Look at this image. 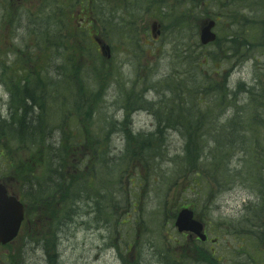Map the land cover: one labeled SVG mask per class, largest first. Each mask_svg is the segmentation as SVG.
I'll return each mask as SVG.
<instances>
[{
    "label": "rangeland",
    "instance_id": "obj_1",
    "mask_svg": "<svg viewBox=\"0 0 264 264\" xmlns=\"http://www.w3.org/2000/svg\"><path fill=\"white\" fill-rule=\"evenodd\" d=\"M96 1L94 2L96 17L99 21L106 23L109 20L114 5L104 0L106 2L105 6L96 7ZM2 2L0 5H2ZM184 4L186 6L181 11H178V13L185 20L187 19L188 23L191 21L190 26L191 24H197L202 19L204 21V18L208 17L204 16L208 10L204 6L199 5V3L194 5L184 2ZM262 8H258L257 6L247 8V11L252 12L248 15L251 17H254V14L259 15L258 10L262 11ZM164 9L174 14L177 12L175 8L170 6H164ZM26 11L24 9L21 12L25 13ZM120 11L119 9L116 10L114 12L115 16ZM23 18L26 24L31 20L29 14L26 13ZM152 18L150 16V20H148V17H146L145 20L140 19L137 25L131 24L134 30L138 32V45H136L137 40L133 36L128 37V41L135 45H122L120 33H110L112 38V57L111 62L106 65L107 74L101 71L103 68L100 66L97 57L93 59V62L97 64L98 72L91 73L89 69H86V72L82 74V81L84 84H90L92 89H94L95 75L101 78L100 82L104 85V94L100 102L94 103L98 107L94 111V117L90 122V133L95 135L98 140H101L105 138V132L108 129L114 130L108 136L110 144L108 145L107 143V145L103 146V152L99 154L98 158V160L106 159L109 161L107 164L102 162L97 163V165L105 164L108 166V169L110 167L112 169L108 175L106 172H102L103 175L98 172L97 165L90 163V158H84L80 162L79 168L84 172L82 176L89 174L93 177L88 179V183L92 184L91 186L85 185L86 178L80 179L81 185H85L84 189L91 195L98 192L104 194V197L100 199L102 210L100 212L96 210L94 198L85 199L81 197L80 200L76 201V212L71 215L75 218V221L69 230L66 228L63 230L58 264H121L118 259L117 250L115 251L110 248L111 242L120 250L128 249L127 255H132L131 259L137 261L138 264H163L162 260L164 258L161 257L167 254L175 255V260H181L179 255L183 252L182 247L189 250L188 259H186L185 264H204L194 259L196 257L193 247L194 242L188 241L184 244L187 238L174 227L173 219L170 217L171 213L166 214L165 212V210L177 211L180 207L194 203L196 212L203 213L202 217L206 223L205 231L208 237L217 239L214 244H211L209 241L204 243L198 242V244L206 249L210 248L211 253L214 255L213 258L219 259L218 264L246 263L248 255L245 251L249 246L251 247V244L248 243L249 239H246L244 236H234L233 225L236 222L234 220H237L244 214V207L247 202L255 200L254 192L250 188L236 185L224 192L211 195V198L209 197L210 200L206 203V207H204L195 188L192 187L191 190H184V187L180 186L181 178L175 174L176 166L170 160L174 155L183 154L184 141L179 133L168 130L164 135L165 146H162V154L156 155L153 164H148L149 166L139 169V175L146 174L153 179L145 181L144 178H137L135 179L137 183L131 186L128 181L129 176L124 175V169H127L128 163L126 162L125 167L124 156L120 153L124 152L126 141L123 134L118 130L117 124H115V121H120L123 116L121 110L123 97L137 98L138 100H146L148 102L157 99V94L150 89L143 91V94L140 91L137 94L127 93V89L132 83L137 81L138 90H143L149 87L152 82L164 78L173 71H184L186 67L181 66L182 63L179 56L188 54V50L195 54H206L207 51L214 52L215 49V46L211 45L199 47L197 28L193 29L192 27H189L188 31H185L174 40H168V34L163 33V36L158 41L151 42L148 39L149 35L143 32L140 34V31L142 27H144L143 30L147 28ZM21 24L24 25L23 22ZM102 28L103 26L100 29ZM104 28H107V24ZM9 31L0 22V45H6L4 41L7 43V40L11 43L10 37L7 35L10 33L14 36V34ZM215 31L217 34L219 33L218 29H215ZM221 31L222 29L220 28ZM19 36H22V34H19ZM25 39L27 40L26 37ZM21 40V38L18 39L20 42ZM7 44L9 45V43ZM9 46L11 47L12 45ZM26 53L30 54L31 57L36 55V51L30 48H28ZM0 55L2 56L1 60H6L9 64L14 59L11 53L4 57L2 53ZM56 55V49L53 48L48 57L52 59L46 61L48 65L42 66L40 69L42 74L46 73L47 75V79L44 81V90L49 93L51 89H56L57 94L63 99L70 91L65 83L59 84V81L62 80L56 67L65 69L69 65ZM217 66V63L203 64L201 69L203 72L213 73L216 71ZM222 69L225 71L231 69V73L227 78L229 88L235 89L237 87L239 89V83H243L240 89L248 87L249 84H254L264 91V48L251 52L249 57L238 66L231 68L230 63H225L222 65ZM75 71L76 75L73 79L76 80L80 78L77 75V66H75ZM257 73H259L260 81ZM7 74L11 73L8 72ZM28 79L33 83L36 77L30 74ZM19 86L20 83H18ZM15 88L17 89V87ZM35 95L37 98L41 97L42 90H38ZM35 95L33 92H25L24 94L28 103L34 102ZM247 96L248 94L239 90L236 95V106L246 103L248 101ZM7 100L8 97L2 93V88L0 87V116H4L7 113ZM234 111L233 108L228 107L224 115L221 116V119H213L214 116L208 117L207 121L211 122V124L204 130H208L207 134H211V130L216 128L218 124L228 121V118L232 117ZM54 119L55 117L52 118V120ZM131 121V127L134 130L140 128L146 130L154 129L152 118L148 117L145 112L134 114L131 117ZM119 128H121L120 124ZM261 132V136L264 138V128H261ZM53 137L57 139L58 135L54 134ZM13 147L14 152L9 156L12 159L11 163L8 164L7 160L0 161V173L6 170L12 171L15 165L25 158L24 154L16 150L15 145ZM236 158L237 156L234 157L231 166L236 165ZM139 162L142 164L141 160ZM121 163L123 165L119 168ZM146 163L150 162L143 160V166ZM69 164L71 165L70 160L66 162L67 166ZM53 167L51 166L52 169ZM150 167L153 168V171ZM131 176H136L134 171L131 173ZM189 179L187 178V180ZM23 187L25 186L22 183L13 185L15 191H20ZM92 187L95 188L94 191ZM107 206L109 209H107ZM72 208L74 207L70 205L66 209L67 212H70ZM111 211L113 214L109 218ZM106 218H108L107 221L105 220ZM242 238L245 239L243 242L240 240ZM131 245L133 246V251L131 250ZM257 247L264 249V242L262 244L258 243ZM251 249L253 250L254 248L251 247ZM166 250L170 251L167 252ZM9 258L4 256L2 250L0 262L3 263ZM252 258L256 264H264L263 259L257 254L253 253ZM33 259V257H26L24 260L26 264L27 262L28 264H32Z\"/></svg>",
    "mask_w": 264,
    "mask_h": 264
},
{
    "label": "trees",
    "instance_id": "obj_2",
    "mask_svg": "<svg viewBox=\"0 0 264 264\" xmlns=\"http://www.w3.org/2000/svg\"><path fill=\"white\" fill-rule=\"evenodd\" d=\"M115 1L118 2V0ZM144 1L146 0H139L140 3ZM203 1L206 6L214 8L208 9L210 11H207V16L215 17L218 26L222 21L225 26L222 34L218 35L216 41L212 43V46L216 47L214 54L207 53L202 57L203 61H200V57L190 53L184 58L183 63L188 68L182 74L174 73L156 82L153 88L156 86L160 96L158 103L154 105L142 101L138 105L139 107H147L149 110H155L157 120L155 130L147 134H134L131 129H127L124 136L128 145L130 144L136 148L134 150L136 154L145 153L146 149H149L152 154V148L156 146L157 152H155L161 155L166 132L174 130L181 133L185 140L182 149L183 154L172 158L177 166L175 174L181 178L179 184L186 188H195L205 204L212 194L223 192L236 185L251 188L259 196V207L255 212L247 211L244 217L236 221L233 225L234 232L237 236L257 237L262 235L264 238V158L261 157L260 151H257L263 146L256 138L254 139V134L259 129L251 127V119L264 112V93L260 88L255 92H253L254 88L252 87L245 88V90L240 89L242 84L239 85V89L230 91L226 82L231 70H227L225 74H221V77L217 79L213 75L206 76L199 69V62L203 65L210 62L218 64L223 62L241 63L246 60L255 47L264 46V19L258 20V16L254 18H248L247 16L249 13L247 8L250 7L252 2L258 3V0ZM101 3L104 4V0ZM260 4L264 6V0H260ZM182 26L183 24H181ZM1 47L4 48L6 45H1ZM51 47L57 50L67 47L72 51L71 45L44 46L45 49ZM6 50L1 51L5 52ZM1 59L2 56L0 55L1 66L5 70L11 69L6 64V60L2 61ZM24 62V65H28L25 71L32 73L33 69L29 66L32 64L25 59ZM21 64L23 63L20 62L16 65H20L23 70ZM18 74L19 71L15 68L12 74H3L2 80L8 82L10 89H14L18 87L20 81L15 80ZM257 77L260 79L259 74H257ZM239 90H243L248 94V101L237 107L239 112L228 118V121L218 124L217 127L215 124L216 128L211 130L212 133L207 134L208 130L204 129L211 124L207 121V118L214 113H217L215 117L221 113L223 114L228 107H235L236 95ZM15 98L17 99V101H14L16 104H22L25 101L22 92L17 93ZM127 100L131 101L132 99L127 98ZM79 105L82 104L79 103ZM88 107L95 109L97 105L93 104ZM125 108L129 109V105L125 104ZM26 113L33 115L32 110L27 109L25 106L22 117L16 115L15 119H24ZM238 113L240 116L239 119H236ZM88 114L84 116L85 120L88 119ZM161 121H165L164 124ZM11 129V126L4 124L0 126V145L3 137H5L2 143L3 146L9 143V138L15 140L13 138L14 132ZM40 142L42 140L30 143L32 154H34L33 149L35 147L39 148L36 145ZM239 152H242V154L245 152V157L242 156L241 158L242 164L240 163L239 168L230 167V161ZM52 165H54V162H52ZM28 168L34 169L32 163L27 167V170H29ZM187 178L190 179L187 180ZM204 193L207 194L206 197H203ZM197 258L208 262V264H216L209 253L203 250L198 251ZM181 259L182 263H185L186 255H181ZM168 263L176 264L174 259L165 264Z\"/></svg>",
    "mask_w": 264,
    "mask_h": 264
},
{
    "label": "flooded vegetation",
    "instance_id": "obj_3",
    "mask_svg": "<svg viewBox=\"0 0 264 264\" xmlns=\"http://www.w3.org/2000/svg\"><path fill=\"white\" fill-rule=\"evenodd\" d=\"M14 1L15 2L12 3L13 6L20 7L24 5V7L27 8L26 13L29 14V2L31 0ZM90 13H92V11ZM66 15H68V12H66ZM71 19L70 16L66 21L70 22ZM62 21L63 20H60V22ZM36 22L37 21H33V23ZM93 34L94 30L92 29L91 35ZM107 38L109 39V36H107ZM84 149H86V147L81 146L77 150L80 153V151ZM75 156L77 157V154H75ZM77 161L78 159L75 160L76 163ZM79 172H81L80 169L74 170V174H78ZM8 192L15 193V190L9 186ZM15 194H17L20 199H24V220L21 223L18 236L8 245L10 249L3 250V254L5 257L21 254V256L27 258L33 257L32 264H49L55 254V250L58 251L60 244V241H58L59 223L65 219L61 217L60 195H58L57 192H53L44 197L31 199L28 196H22L19 192ZM188 238L193 240L196 239L189 235ZM44 259H46V261Z\"/></svg>",
    "mask_w": 264,
    "mask_h": 264
},
{
    "label": "bare ground",
    "instance_id": "obj_4",
    "mask_svg": "<svg viewBox=\"0 0 264 264\" xmlns=\"http://www.w3.org/2000/svg\"><path fill=\"white\" fill-rule=\"evenodd\" d=\"M57 81H59V80H57ZM161 122L164 124L165 121H161ZM11 128H12L11 130L14 132L13 138H15V140H13L12 143H10V144L2 146L0 148V155L9 154L10 152H12L14 149L13 145H15L17 147L19 145H22V143L26 144V143H31V142H38L40 140H47L51 149L53 150V153H54L52 156V161L54 163H56L58 161L56 146L54 145V142L52 141V137L54 136V134H52V132L48 128V122L44 121L42 117H35L29 113H26L24 119L23 118L15 119V122L11 125ZM154 130H155V128L152 131H154ZM172 131H174V130H172ZM175 132H177V131H175ZM177 133H179V132H177ZM179 134L183 139V135L181 133H179ZM19 141L22 143H20ZM183 141H185V140L183 139ZM106 142L108 143V145L110 144L108 138H106ZM162 145L165 146V143H162ZM161 153H162V151H161ZM120 154H122L124 157H132V156L137 155L136 152L131 149L130 144L128 145V143L125 145L124 152L120 153ZM157 155H159V154H157ZM117 156H118V154H117ZM175 156L176 155H174L173 157H175ZM155 158H156L155 156H148L147 162H150L148 164H153L154 163L153 161ZM122 165H123V163H121L119 168H121ZM103 166H105V165H103ZM55 181H58V180L55 179ZM258 207H259L258 203H251V204H248L246 206V211L255 212ZM74 221H75V218L70 215L59 223V233H58V239L59 240L58 241H62L63 230L65 228L69 230V228L73 225ZM262 238H263L262 235L257 236V238H256L257 242H261ZM44 260L46 261V259H44ZM49 263L52 264L51 261Z\"/></svg>",
    "mask_w": 264,
    "mask_h": 264
},
{
    "label": "water",
    "instance_id": "obj_5",
    "mask_svg": "<svg viewBox=\"0 0 264 264\" xmlns=\"http://www.w3.org/2000/svg\"><path fill=\"white\" fill-rule=\"evenodd\" d=\"M213 25L212 20L202 24L200 39L203 44L214 40L215 34L211 32ZM22 212V204L16 198L8 196L4 185L0 184V243L4 244L15 236L22 219ZM175 226L179 232L190 231L197 234L200 239H205L202 233L203 224L193 218V212L188 208L178 212Z\"/></svg>",
    "mask_w": 264,
    "mask_h": 264
}]
</instances>
